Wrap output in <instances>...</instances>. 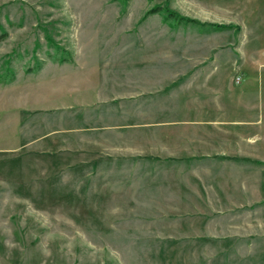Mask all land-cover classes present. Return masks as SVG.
I'll return each mask as SVG.
<instances>
[{
    "label": "rangeland",
    "instance_id": "1",
    "mask_svg": "<svg viewBox=\"0 0 264 264\" xmlns=\"http://www.w3.org/2000/svg\"><path fill=\"white\" fill-rule=\"evenodd\" d=\"M0 78V264H264V0H0Z\"/></svg>",
    "mask_w": 264,
    "mask_h": 264
},
{
    "label": "crops",
    "instance_id": "2",
    "mask_svg": "<svg viewBox=\"0 0 264 264\" xmlns=\"http://www.w3.org/2000/svg\"><path fill=\"white\" fill-rule=\"evenodd\" d=\"M65 64H59L57 66L53 65L52 67V71L54 72V69H58L61 66L66 65ZM69 66H67V68L71 71H75L76 70V66H71L70 64H68ZM55 74V73H53ZM264 95V94H263ZM98 97V95H97ZM94 98V97H93ZM262 98V96H261ZM96 99V98H95ZM91 100V99H90ZM97 102L91 100V104L95 105L99 103V100L96 99ZM132 102V100L127 98V101L129 103ZM90 104V105H91ZM71 105L74 106H79L77 101H73L71 102ZM249 111L244 113H240V120L239 121H235L234 124H238V127L240 126V129H253V130H257L258 133L256 134H252L248 139L247 138H240V142H247L248 144L251 145H256V143H264V135L260 132L262 130H264L262 127L264 126V108L262 106V104H258V105H250L249 106ZM253 109V110H251ZM250 112V113H249ZM213 124H215L214 122H212ZM248 126V127H245ZM221 155H215L214 159L216 160H221V161H237V162H253L256 165H264L263 162H261L260 160H256L253 158H249L247 156H233V157H229L226 156L223 153H220ZM198 158V159H197ZM208 158V156L206 154H202V156H196V157H192V159H197V160H206Z\"/></svg>",
    "mask_w": 264,
    "mask_h": 264
},
{
    "label": "trees",
    "instance_id": "3",
    "mask_svg": "<svg viewBox=\"0 0 264 264\" xmlns=\"http://www.w3.org/2000/svg\"><path fill=\"white\" fill-rule=\"evenodd\" d=\"M161 11H164L163 13L168 17V19L170 20H177L179 23H197L194 20H189L180 16H177L175 13L173 12H169L168 10H161L160 8H154L151 9L150 11L147 12V15H152V14H156L159 13ZM5 35V34H3ZM67 57H57L56 61H58L59 63L63 64V63H71L72 62V58L70 54L66 55ZM42 65V63L37 64V66L34 69H28L27 73H35L39 70L40 66ZM14 78V74L10 77L9 81L13 80ZM1 79V78H0ZM3 81V80H2ZM5 83V82H4Z\"/></svg>",
    "mask_w": 264,
    "mask_h": 264
}]
</instances>
